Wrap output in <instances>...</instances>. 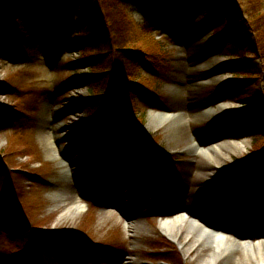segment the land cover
<instances>
[{
	"label": "rangeland",
	"instance_id": "374dc122",
	"mask_svg": "<svg viewBox=\"0 0 264 264\" xmlns=\"http://www.w3.org/2000/svg\"><path fill=\"white\" fill-rule=\"evenodd\" d=\"M224 1L229 0H134L124 6L127 16L117 30L111 27L113 38L92 36L80 50L64 38L52 60L43 57V52L51 54L48 46L40 52L34 43L22 49V56L0 55V112L9 114L0 117V264H127V259L132 264H205L210 250L194 247V238L185 236L181 246L162 231V218L176 208L209 217L216 183L231 178L228 173L247 160L264 156V127L246 132L233 123L237 115L258 114L264 120V0H233L228 14L210 23ZM45 5L42 15L48 21L52 15ZM57 5L59 26L70 37L78 19L88 28L78 4ZM229 32L230 43L215 44ZM38 37L29 40L38 42ZM135 52H142L137 62ZM87 76L91 84L73 83ZM120 76L130 85L117 81ZM187 80L195 85L191 91L179 86ZM99 92L104 94L93 96ZM228 103L248 112L195 115L178 121L174 136L168 124L148 127L151 111L199 114ZM107 112L102 121L93 119ZM120 119L142 127L160 157L134 141H115L112 126ZM52 130L64 157L79 167L71 184L63 180L62 161L48 157L40 138L42 131ZM192 138L203 147L245 138L248 146L215 167L189 153ZM164 172L170 185L165 194ZM240 175L245 188L240 202H263V171ZM230 189L224 188L220 199L226 200ZM81 203L88 208L70 212ZM232 214L224 210L223 219ZM259 220L242 225V232L264 230ZM131 222L134 228L127 227ZM234 258L254 264L246 256Z\"/></svg>",
	"mask_w": 264,
	"mask_h": 264
},
{
	"label": "trees",
	"instance_id": "16d2710c",
	"mask_svg": "<svg viewBox=\"0 0 264 264\" xmlns=\"http://www.w3.org/2000/svg\"><path fill=\"white\" fill-rule=\"evenodd\" d=\"M58 1L66 5L70 4L72 1L78 4L82 12L79 13V16H84L83 20L86 25L89 24L88 28H83L84 23L82 24L80 19H78L77 22L74 23L77 25L73 28L74 37H70L69 34L63 31L57 21V12L59 10L57 5ZM231 1L233 0L223 2V8L219 10L217 15L210 18V23L214 24L217 19H221L222 16L228 14V10L233 6ZM21 2V5H18L14 0H0V55L9 56L10 58L13 56H22L24 55L22 49L28 47V44L34 43V48L40 52L48 46L51 54L48 53L49 51L46 53L43 52V57L47 60H52L56 57V55L54 56V51L56 53V51L60 52L61 50L60 47L55 50V45L64 38H71V44H73L74 48L80 50L81 46L84 45V43H88V40H90L92 36L101 37L103 36V33L111 36V27L112 29L115 27L117 30V26L119 24L118 22H121L120 20H125L124 18H126L124 6H126L127 2L133 3L134 0H47L42 3L40 0H21ZM45 4H47V11H49L52 15L48 21H46L45 17L42 15V10L44 9L43 7L46 8ZM56 27H60L58 28V33H56ZM98 27H105V29L98 33L97 31L99 29L95 30ZM29 36H34L35 38L39 36L38 38L41 39L38 42H30L31 39L29 40ZM104 37L106 38V36ZM230 40L233 39H231V33L229 32L215 41V44H223V42L225 43L226 41L230 43ZM93 50L97 54L102 53V51H100L101 49ZM135 54L138 56L135 58L137 62L139 61L142 52H135ZM87 60L88 59H85L83 61ZM126 60H128L129 63L134 62L129 58ZM137 64L138 63H136V67ZM79 65L84 68V64L80 63ZM93 68L95 69V67ZM95 74L98 73H94L93 75ZM116 79L117 81L123 82L126 86L130 85L124 77L120 76ZM73 83L79 84V86L89 85L91 84V76L75 79L73 80ZM103 94V92H99L97 95L95 94L93 96H102ZM8 115L9 114L4 111L0 112V117H6ZM109 115L110 112H107L104 117L94 115L93 119L102 121ZM235 121L241 127L248 124L250 131L256 132L257 130L259 131L260 127H264V120H260L258 114L250 115L247 118H236ZM112 127H115L114 140H135L136 145L140 149L151 150L152 154L155 156L158 155L155 144L141 132L142 127L130 125L126 119H120L118 123H116V125L113 124ZM158 157L160 156L158 155L157 158ZM247 163H249L248 166L250 167H256L258 163L261 164L260 159H251ZM235 184L234 185L237 187L238 184L236 182ZM92 246L95 245L92 244ZM96 250H98V248H94L92 251L94 255L96 254Z\"/></svg>",
	"mask_w": 264,
	"mask_h": 264
},
{
	"label": "bare ground",
	"instance_id": "6f19581e",
	"mask_svg": "<svg viewBox=\"0 0 264 264\" xmlns=\"http://www.w3.org/2000/svg\"><path fill=\"white\" fill-rule=\"evenodd\" d=\"M189 83V80H187L185 83L179 84V86L181 85V89L183 91H191L194 89L195 85L192 86ZM240 110L245 109L241 108L239 105L228 103L221 105L218 111L212 108L210 110L211 114L209 111L199 114L183 113L181 111L171 113L166 111H151L150 124L148 127L155 130L168 124L170 130L174 131H172L173 133L171 134L174 136V133L176 135L178 134V121L191 120L195 117V115L198 117H217ZM40 138L43 142L48 157L62 161V164L66 170L64 172L63 180L65 179L68 184H71L70 177L74 176V172L78 170L79 167L76 168V165L73 164L71 157H64V149L58 146V140H60V138H58L53 130L50 132L42 131L40 133ZM247 146L248 140L244 139L239 141L227 140L223 142H216L203 147V143H198L195 138H192L190 146L187 147V150L190 154L200 157L201 161L206 160L209 164L216 167L221 165V161L223 159L231 158L232 155L244 152L247 149ZM206 161L204 163H206ZM84 187L85 186L77 188L78 190H76V192L80 194ZM77 198H79V196H77ZM71 200L73 201V199ZM85 208L86 205L83 203H81V205L75 204L70 212L78 213L81 210H85ZM118 210L120 211L121 208H118ZM175 211L176 212L174 215L167 216L161 222L162 231L181 246L185 245L181 240L183 236H185L187 239L190 237L189 234L199 236L194 241V247H206L210 250L205 264H215L218 261H223L226 264H238V260L234 258V256H236L235 254L237 253H244L249 262H253L254 264H264V232H259L257 234V239L259 240L256 242L247 240L251 238L250 236L252 234H242L243 238H245L243 240L247 241H241L232 235L217 234L213 232L202 223L195 221L194 219H190L185 213L186 210H182V208H178ZM185 222H187L189 225V228L187 229H184ZM134 224L135 223L132 222L128 223L127 227L134 228ZM186 231L189 234L186 233ZM202 238L205 241L213 243L214 246L208 247L204 241H202ZM127 264H132V260L127 259Z\"/></svg>",
	"mask_w": 264,
	"mask_h": 264
}]
</instances>
